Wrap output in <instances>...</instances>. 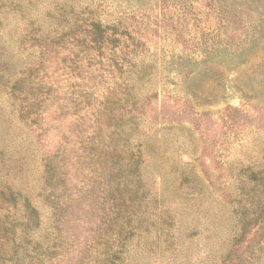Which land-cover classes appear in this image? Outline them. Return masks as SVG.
<instances>
[{"label": "rangeland", "instance_id": "obj_1", "mask_svg": "<svg viewBox=\"0 0 264 264\" xmlns=\"http://www.w3.org/2000/svg\"><path fill=\"white\" fill-rule=\"evenodd\" d=\"M93 19L122 46L90 45ZM103 108L106 159L84 148ZM262 176L264 0H0V191L43 218L0 264H264Z\"/></svg>", "mask_w": 264, "mask_h": 264}, {"label": "trees", "instance_id": "obj_2", "mask_svg": "<svg viewBox=\"0 0 264 264\" xmlns=\"http://www.w3.org/2000/svg\"><path fill=\"white\" fill-rule=\"evenodd\" d=\"M88 28L91 31L87 33V39L93 47L97 46V48H106L108 45H112L114 47L122 46L124 42L122 38H125V32L120 31L119 27L116 24H106L103 23L100 19H96L90 23ZM263 28H260L258 31L259 35H262ZM118 36V37H117ZM258 37H255L253 41H251V45L256 43ZM125 40V39H124ZM250 48H246L244 50L248 51ZM237 50L236 54H243ZM204 54L207 57L211 56V52L204 51ZM235 55L231 58L233 64L242 63L245 56L247 54ZM242 58V59H240ZM196 59H187L186 61L179 63L181 69L185 68L187 71L184 72V75H188L193 72L196 67ZM191 71V72H190ZM33 101H26L28 105H30ZM23 117V115H22ZM136 117V114L123 115L121 116L122 120L128 121L132 120ZM112 113L108 112L105 108L98 109L93 113V120H91V135L87 137L85 142L87 143L86 152L87 156L91 154L93 148H96L98 157L106 159L107 156L112 155L113 153L118 152V147L115 146V143L111 142V140L107 139L111 137V128H112ZM133 119V120H134ZM99 127L103 136L102 140L98 143L96 139V131ZM130 144V170L132 172L141 171L142 165L145 162L143 155V147L142 143H132L129 139ZM89 148V149H87ZM44 167L46 178L49 177V174L53 171V162L51 160V156H45L44 159ZM263 175V174H262ZM260 185L264 186V176L261 177ZM1 200H0V254L3 256L5 262H14V242L18 241H28L34 238L35 230L40 228L43 223L42 213L41 211L32 203L31 199L28 196H24L21 202V206H18V198L19 193L14 192V188L10 185H4L3 189L0 191ZM248 217L244 219V227L243 234L248 233V226L250 227L251 221H248ZM42 236L47 237L46 234H42Z\"/></svg>", "mask_w": 264, "mask_h": 264}]
</instances>
